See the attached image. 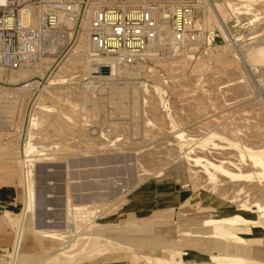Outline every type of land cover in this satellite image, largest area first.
<instances>
[{
  "label": "rangeland",
  "instance_id": "1",
  "mask_svg": "<svg viewBox=\"0 0 264 264\" xmlns=\"http://www.w3.org/2000/svg\"><path fill=\"white\" fill-rule=\"evenodd\" d=\"M220 1L225 18L239 15L247 24L229 39L219 31L223 23L216 22L205 0L208 27H215L217 37L214 48L197 58L166 47L155 57L124 67L93 92L86 83L97 79L83 74L81 67L89 42L86 29L79 24L74 33L56 38L58 43L40 56L35 70L26 67L10 73L23 83L16 95L25 99V103L14 104L12 117H19L16 132L9 131L8 122L0 124V254H8L12 264L23 232L36 238L32 251L22 259L29 264H154L143 254L165 256V245L182 249L195 245L213 255L225 247L223 242L183 238L180 233L198 230L204 218L222 214L214 210L212 201L220 205L241 199L264 202V180L228 177L196 162L197 156H203L216 164L220 158L239 164L247 152L245 145L264 149V62L253 64L245 57L256 44L254 40L262 38L264 46V0H243L253 4L252 12L244 8L233 12L227 9L229 0ZM201 9L196 16L203 19ZM57 76L61 78L53 90L57 97L44 94L42 89ZM43 101L55 105L54 112L41 111ZM31 104L36 112L28 122L25 107ZM36 117L38 125L32 126ZM92 129H115L112 132L122 138L94 140ZM25 132L22 145L19 140ZM181 133L185 135L177 137ZM31 134L38 137L33 144L41 152L30 151ZM55 138L60 143L52 151L53 161L84 170L54 177L26 176L20 154L32 156L27 161L37 160L47 150L39 144H51ZM231 162L226 163L229 170L238 171ZM241 163L244 171L255 170L249 159ZM37 166L42 172L50 167L44 162ZM159 196L167 201L161 204ZM27 212L33 215L31 223H26ZM41 230L58 231L66 237L39 236ZM110 236L131 247L105 245ZM47 239L57 245L48 248ZM228 240L241 247L234 239ZM253 240L250 246L256 252L261 249L262 258L254 261L245 253L240 258L264 264V238ZM94 243L88 251L86 247ZM106 252L111 253L108 259L98 256Z\"/></svg>",
  "mask_w": 264,
  "mask_h": 264
},
{
  "label": "built area",
  "instance_id": "2",
  "mask_svg": "<svg viewBox=\"0 0 264 264\" xmlns=\"http://www.w3.org/2000/svg\"><path fill=\"white\" fill-rule=\"evenodd\" d=\"M204 1L103 0L97 3L88 26L90 62L94 70L104 72L110 66L97 58L109 57L123 67L142 62L148 58L145 54L147 48L159 40L164 27L171 36L168 45L174 49L172 52L184 50L196 58L207 54L215 46L217 32L215 27L205 26L203 20L196 16V10L202 7ZM25 2L0 0V69L6 72L25 67L46 54L50 36L62 26L68 34L74 33L86 10L93 8L95 3L93 0H30L29 3L36 6L37 11L39 9V23L35 25L22 12ZM94 82L91 88L93 92L99 89L98 84L104 80L97 79ZM22 84L0 80V96L7 101H14L16 95L13 89ZM34 92L35 90L32 93ZM24 100L20 98L19 103H25ZM35 108L34 104L29 108L25 107L27 113L24 110V117L28 114V122L36 112ZM17 119L15 117V122ZM15 122L10 124V132H16ZM113 130L107 129L101 135L92 129L91 138L104 141L122 138V135L112 132ZM26 135L25 132L19 140L22 145L26 141ZM37 139L38 137L35 138ZM22 155L24 153L19 156L20 167L24 169L25 175L36 173L54 176L67 172V167H61L56 161L49 163L50 167L44 172L38 166L31 169L27 157Z\"/></svg>",
  "mask_w": 264,
  "mask_h": 264
},
{
  "label": "bare ground",
  "instance_id": "3",
  "mask_svg": "<svg viewBox=\"0 0 264 264\" xmlns=\"http://www.w3.org/2000/svg\"><path fill=\"white\" fill-rule=\"evenodd\" d=\"M24 1H26V2H25V5L22 7V12L24 13L25 18L29 22H32L33 24L37 25L39 23L38 22L39 9L37 11V7L34 6L32 3L31 4L29 3L30 0H24ZM102 1L103 0H93V2H95L93 4V8L86 10V13H84V15L81 19L80 29H83V28L86 29L85 34H87L88 42H89L88 26H89V21H90L89 18L93 12L94 7H96L97 3H101ZM207 1H209V3L211 4V7H212L211 12L214 16V19H216V22H217V20H219L220 22L222 21V23H223V25L218 26V29L221 32V34L225 35L229 39H233V37L235 38V36H233V33L235 31H238L239 29L244 28L245 25L247 24V23L244 24V21H246L247 19H245L239 15H235V17H232V19L225 18V14L223 11V4L220 0H207ZM239 4H241L242 7L238 6ZM252 5H253L252 3L249 4V3L244 2L243 0H229L228 5H227V9L231 10L233 12H237L238 10H242L243 8L246 10H249L252 8ZM203 9L208 10V6H207L206 2H204V4L202 5L201 11H203V15H202L203 23L205 26L208 27L210 21H208L206 12ZM249 11H251V10H249ZM240 12H242V11H240ZM242 13H244V11ZM251 14L252 13H250L249 15H251ZM254 15L252 14V16H254ZM256 15H258V14H256ZM225 20H226V24L224 25ZM216 25H217V23H216ZM63 28L64 27L62 26L57 31L52 33V35L50 36L49 44L46 45V49L47 48L53 49V47L56 45V43H58L56 41H57V39H60L59 37H64V36L68 35V32L64 31ZM163 29H164V31L162 33H160L159 40H157L155 43L150 45L149 48H147L145 54L148 57L157 56L166 47H169V49H171L170 46L168 45L169 41L171 40V36H170L166 27H164ZM258 41L255 42V40H254L253 42L256 44L254 46L251 45L252 47L249 48L248 50L246 49L247 50L246 51L247 56H245V57H248L247 60L253 64L255 62H257V63L264 62V46L261 45L263 43V39L261 38ZM85 43H87V42H85ZM88 44H89V46H88ZM88 44H87L86 48L84 49L85 57L84 56L83 57L85 59V63H83L82 64L83 66H81L84 69V70L82 69L84 72L83 74H86V75L89 74L93 78L104 80V82H102V83H106V82H108L109 79H112V77H114L118 73L119 74L122 73L121 71H123L124 67H127V66L123 67V66L117 65L116 62L111 60L109 57L97 58V60H99L101 63H103V64L108 63L110 66H109V69H106L104 72H102V71L96 72L94 70V66L90 62V58H91L90 57V52H91L90 42ZM49 52H50V50H49ZM180 54L186 55V54H188V51L183 50ZM190 56H193V55H190ZM83 57H82V59H83ZM139 63H141V62H138V63H136L130 67H134L135 65H137ZM37 64H38V61L35 60L31 64H28L27 66L19 68V69H14L13 71L6 72L3 69H0V80H4L8 83H15L19 80V77L10 74L11 72H14V71L17 72V71H20L26 67H31L33 70H35V68L37 67ZM31 68H30V70H31ZM30 70H27V71H30ZM79 71H81V70L79 69ZM60 77L63 78L64 76H60ZM60 79L61 78H59L58 76L54 77V79L49 82V85L42 89V92H44V94H46V95L48 94V95H51L53 97L54 96L57 97L53 90L58 84H60V81H59ZM63 81H65V80H63ZM38 85H36L35 87L38 88ZM86 87H89V89L92 91L91 88L93 86H92L91 80H88V82L86 83ZM19 91H21V87H17V88L15 87L13 89L14 95L18 94ZM20 98L21 97L16 95V98L14 101H7L4 97L0 96V124L1 123L3 124L4 122H6V123L8 122L7 126L9 127L11 123L15 122V117H12L13 116L12 112L14 109L15 102H18ZM41 99H42V97H41ZM144 101H146V100H144ZM165 104H166V100H165ZM166 107H167V105H166ZM55 108H56L55 105L54 106L53 105H47L45 101L40 103V110L43 112H54ZM7 114H12V115L8 116ZM7 116L11 117V118L6 119ZM18 119H19V117H18ZM37 119H38V117L33 118V122L31 123L32 126L38 125V121H36ZM87 121L93 122L92 119H89ZM15 123H16L15 126H17L18 122L16 121ZM144 123H146V122L144 121ZM53 125H54V123H52V125H50V126H53ZM16 129H17V127H16ZM91 133H92V130L90 131V134ZM97 133H99V132L97 131ZM100 134L102 135L101 131H100ZM183 135H185V133H181V134L177 135V137H182ZM35 137L36 136H34L33 134H31V136H30V141L28 142L30 149H31L30 151H33V153L41 152L33 144V140H35L34 139ZM56 138L53 139L51 144L50 143H48L47 145L46 144H39V145H45L47 147V150H44L42 153H40L39 154L40 158H37V160H33L32 162L28 161L29 167H31V169L35 168L38 163L41 164L44 162V163H48L47 165H49V163L53 162V159L55 156H51L52 151H53V149H57L59 147V143H60L59 141H56ZM36 141L37 140H35V142ZM180 145L181 144L177 145V147H179ZM244 148L247 150V152L245 155H242V157L240 158L239 164L233 163V162L228 161L224 158H220L219 163L216 164V163L204 158L203 156L202 157L197 156L196 162L198 164H201V165L203 163V165H206L208 168H213V171L215 170L216 173H220V174L222 173L223 175L228 176V177L231 176V177H234L237 179H243V180L246 178H249V177H255V178H259V180H264V149L258 148L256 150V149H254V147H250L249 145H245ZM45 153H48V154H45ZM25 156L27 157V154H25ZM245 156L247 157V159H244ZM31 157L29 156L27 158H31ZM248 159L250 160V165H252V168L255 169L253 172H246V171H244V169L242 167L243 165L240 166V164H242L241 162L243 160H248ZM216 162H218V161H216ZM229 162H231V164L235 165V167H237L238 171L235 172V171L229 170V168L226 166V163H229ZM66 167H67L66 168L67 172L65 173L66 175L69 173L72 174V173H76V172H79L81 170H84L83 166L82 167L76 166L74 168H70L68 166H66ZM78 167H80L81 169H79ZM38 168H39V166H38ZM208 171H210V170H208ZM209 173L214 174V172H212V171H210ZM26 176L38 178L40 176H46V175L35 173V174H27ZM48 177H50V175H48ZM52 177H54V176H52ZM205 177H206V175H205ZM212 177H213V175H212ZM210 178H211V176H210ZM224 181H225V179H224ZM225 186L226 185L224 184V187ZM240 186H242V185H240ZM126 191L127 190H124L123 193H125ZM123 193H122V195H123ZM237 198H238V196H237ZM136 199H139V198H136ZM212 202H213L212 207H214V210L220 211V212L222 211L223 213L222 214H214L211 217L204 218L203 221L201 222V228L200 229H198V230L197 229H194V230L184 229L180 233V236L183 238L184 237H190V238L193 237L195 240H200V238H202V237L203 238H212L218 243L223 242L225 244V247L221 248L219 251H217V253H213V255H208V253H205L203 251L201 252V251L197 250L195 245H192V246L190 245V248L188 247V248H183V249L176 247L175 245H172V246L171 245H168V246L165 245V247H162V252L165 253V256L159 255V254H152V253L143 254V256L145 258H147L148 260L149 259L152 260V262L154 264H253L251 261L248 262V261H245L242 258H240L242 253H245L250 259H253V260L255 259L254 261H256V259L262 258L261 256H262L263 251L260 249L259 252H256L255 249L252 248L250 245L254 241L253 238H264V234L261 233V230L264 229V202H261V201L257 202L256 201L253 203H249L247 201H242V199L240 200V203H235V201L232 200V201H228L229 204L227 203L225 205H224V203L222 205H220V203H218V202L217 203H215L214 201H212ZM93 204H95V203H93ZM192 206H195V205H192ZM189 207H191V206H189ZM184 208H186V207H184ZM51 210H52V208H51ZM75 210H73V211H75ZM75 215H78V214L75 213ZM32 220H34L33 215L30 212H27L26 213V223H28V222L31 223ZM249 229L255 231L253 233H256V234H252V232L246 233L245 230H249ZM39 236H44L47 238H53V239H59V240L66 237L62 233H59L58 231L56 232L53 230H45V231L41 230L39 233ZM228 239H234L239 244H241V247L235 243H231ZM107 241H108L107 244L105 243V245H107V246H113V245L117 244V245L121 246L122 248L131 247V245L129 243L122 242V241H120L114 237H111V236L107 237ZM21 243H22V241L20 242V245L17 247V250H16V263L15 264H17V256L19 253V249L21 248ZM94 246H95V243L90 244L86 247V249L88 251H92V249H94ZM58 249H60V248H58ZM2 256H4V258L2 259L3 261L0 260V264H12V262L10 260L11 258H9L8 254H4V253L0 254V259L2 258Z\"/></svg>",
  "mask_w": 264,
  "mask_h": 264
},
{
  "label": "crops",
  "instance_id": "4",
  "mask_svg": "<svg viewBox=\"0 0 264 264\" xmlns=\"http://www.w3.org/2000/svg\"><path fill=\"white\" fill-rule=\"evenodd\" d=\"M164 185L165 184H163V183H159V186L162 187V188L164 187ZM179 196H182V195L179 194ZM158 199H159L158 201H160L161 204H163L164 202L167 201V200L164 201L165 199H162L161 196H159ZM185 201L183 203H185ZM169 202H173L174 203V201H169ZM171 207H174V206H171ZM34 237H35V235H33V234H28L27 235L25 232H23L22 239H21V241H22L21 248L19 249V253H18V256H17V264H29L27 262H23L22 259H23V256H25L28 252L32 251L31 247H32V244L35 242L34 240L36 239ZM47 240H49V239H47ZM49 241H50V244H47L48 248H54L55 245H57V244L53 245L54 242L52 240H49ZM34 250H36V249H34ZM109 254H111V253L106 252V253H102V254H100L98 256H102V257L104 256L106 259H108L109 258ZM113 261L117 262L115 260H113Z\"/></svg>",
  "mask_w": 264,
  "mask_h": 264
}]
</instances>
